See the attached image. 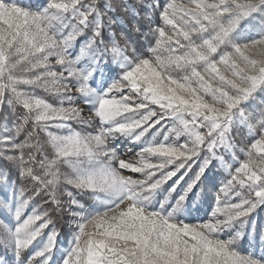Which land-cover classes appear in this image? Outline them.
<instances>
[{
    "label": "snow or ice",
    "instance_id": "obj_1",
    "mask_svg": "<svg viewBox=\"0 0 264 264\" xmlns=\"http://www.w3.org/2000/svg\"><path fill=\"white\" fill-rule=\"evenodd\" d=\"M261 213L264 0H0V264H264Z\"/></svg>",
    "mask_w": 264,
    "mask_h": 264
},
{
    "label": "rangeland",
    "instance_id": "obj_2",
    "mask_svg": "<svg viewBox=\"0 0 264 264\" xmlns=\"http://www.w3.org/2000/svg\"><path fill=\"white\" fill-rule=\"evenodd\" d=\"M203 195V193H202ZM211 202V195H208L206 197L205 203L203 204V209H207L208 208V204ZM197 215L199 216H203L204 215V210H202L200 213H198ZM262 216H264V213H261ZM58 227V226H57ZM61 232V235L59 237V239L61 241H64L66 238H68L69 234H68V228L67 225H65V228H63L62 230L58 229Z\"/></svg>",
    "mask_w": 264,
    "mask_h": 264
},
{
    "label": "trees",
    "instance_id": "obj_3",
    "mask_svg": "<svg viewBox=\"0 0 264 264\" xmlns=\"http://www.w3.org/2000/svg\"><path fill=\"white\" fill-rule=\"evenodd\" d=\"M57 226H58V229H60V230H62L63 228H65V225L63 223L58 224Z\"/></svg>",
    "mask_w": 264,
    "mask_h": 264
}]
</instances>
